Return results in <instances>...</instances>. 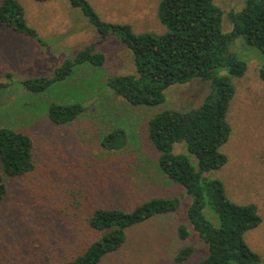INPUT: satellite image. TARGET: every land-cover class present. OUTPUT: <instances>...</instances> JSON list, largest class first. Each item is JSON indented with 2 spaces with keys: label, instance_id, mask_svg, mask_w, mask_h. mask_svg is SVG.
Returning <instances> with one entry per match:
<instances>
[{
  "label": "rangeland",
  "instance_id": "374dc122",
  "mask_svg": "<svg viewBox=\"0 0 264 264\" xmlns=\"http://www.w3.org/2000/svg\"><path fill=\"white\" fill-rule=\"evenodd\" d=\"M18 1L24 7L27 25L41 41L0 26V85H4L0 89V127L14 128L33 138L35 170L8 181V196L0 204V264H61L100 237L101 233L86 224L95 208L130 211L151 197L173 196L181 200L177 213L129 229L125 245L99 264L168 263L184 246L193 249L184 264H197L207 247L187 222L191 199L182 187L156 173L157 155L147 138V121L163 108H196L208 85L199 79L173 85L164 91L165 102L155 110L126 106L102 87L109 75L134 71L131 52L117 37L109 36L96 46V51L106 56L101 72L85 70L79 72L77 81L69 77L43 93L30 94L22 81L51 78L66 59L95 42L98 34L68 0ZM245 1L215 0L224 12L223 32L232 29L228 13L238 11ZM88 2L105 22L128 24L137 33L165 32L156 16L159 0ZM70 12L78 20L70 19ZM76 30L79 34L73 36ZM230 52L246 62L247 71L242 78L233 79L236 92L228 112L232 132L221 148L227 163L204 176L221 181L231 201L257 205L261 223L246 232L244 240L259 257V264H264V85L257 75L260 52L247 46L242 37L232 42ZM80 86L85 90L77 88ZM75 100L86 107L81 117L62 127L48 121L47 104ZM116 123L125 127L128 143L120 152L104 151L99 137ZM173 152L189 156L196 165L183 143L175 144ZM204 215L218 227L210 209L206 208ZM179 224L189 232L185 240L177 237Z\"/></svg>",
  "mask_w": 264,
  "mask_h": 264
},
{
  "label": "trees",
  "instance_id": "16d2710c",
  "mask_svg": "<svg viewBox=\"0 0 264 264\" xmlns=\"http://www.w3.org/2000/svg\"><path fill=\"white\" fill-rule=\"evenodd\" d=\"M68 2L87 19L98 38L66 59L51 78L27 79L22 81V87L38 95L69 77L77 81L79 72H101L106 56L96 51V46L109 36L117 37L131 52L134 71L109 75L102 87L121 98L126 106L155 110L154 107L165 102L167 88L192 79L205 82L207 94L196 108L188 111L163 108L148 119L147 138L157 155L154 169L165 180L182 187L191 199L186 219L207 247L206 255L197 264H259V257L244 240L245 233L261 223L257 205L231 201L221 181L204 175L227 163L221 148L232 132L228 112L236 92L233 79L242 78L247 71L246 62L230 52L232 42L238 37L260 52L257 75L264 85V0H246L238 11L229 12L232 29L228 33L222 31L224 12L215 0H159L156 16L165 27L161 34L137 33L128 24L105 22L88 0ZM0 26L41 41L37 32L27 25L24 7L18 0H1ZM81 87L85 90V86L77 88ZM1 88L4 85H0ZM85 111L80 100L46 105L48 121L57 127L73 123ZM128 139L125 127L116 123L100 135L99 146L107 152H120ZM178 143L185 145L196 165L189 156L173 152ZM34 147L29 134L0 127V204L8 196L9 180L26 177L35 170ZM180 201L176 196L151 197L130 211L95 208L86 224L89 229L101 233L100 237L81 254L61 264H99L108 254L125 245L129 229L177 213ZM206 208L217 217L218 227L205 217ZM176 234L180 240L189 237L183 224L177 226ZM192 252V247L184 246L171 262L145 264H184Z\"/></svg>",
  "mask_w": 264,
  "mask_h": 264
},
{
  "label": "crops",
  "instance_id": "0c3cea01",
  "mask_svg": "<svg viewBox=\"0 0 264 264\" xmlns=\"http://www.w3.org/2000/svg\"><path fill=\"white\" fill-rule=\"evenodd\" d=\"M69 14H70V16H69L70 19H76V18H77V20H78V17H76L75 15H73L71 12H70ZM75 34H79L78 30H76V33H75V32L72 33L73 36H74ZM70 35H71V34H70Z\"/></svg>",
  "mask_w": 264,
  "mask_h": 264
}]
</instances>
